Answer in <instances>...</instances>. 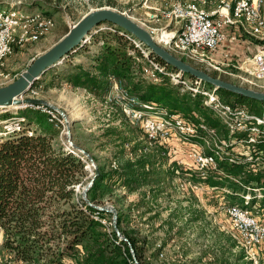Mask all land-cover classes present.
Returning a JSON list of instances; mask_svg holds the SVG:
<instances>
[{
	"label": "trees",
	"instance_id": "16d2710c",
	"mask_svg": "<svg viewBox=\"0 0 264 264\" xmlns=\"http://www.w3.org/2000/svg\"><path fill=\"white\" fill-rule=\"evenodd\" d=\"M113 28L114 31L100 29L90 33L88 41L101 42L100 50L90 57L92 63L87 69L80 63H70L71 71L63 75L65 81L93 95H101L108 91L111 79L124 80L130 94L141 101L156 103L195 125L202 123L207 129H213L214 135L198 127L197 136L191 138L195 143H209L204 149L206 154H213L217 149L221 155V158L216 156L215 168L209 169L204 177L189 171L195 183L203 182L221 191L230 204L250 211L257 204L263 209L264 122L256 124L259 131L253 134L254 142H248L250 132L230 129L204 105L201 94L191 90L179 94L180 84L171 83L166 75L159 83L147 80L141 73L146 58L121 28ZM84 43L79 46L82 51L87 49ZM155 60L171 70L158 57ZM217 92L224 103L242 107L264 120V101L224 89ZM18 111V117L25 119L19 121L20 126H25L0 138V264H143L140 261L143 239L128 231H124V239L118 238L114 230L108 232L95 218L96 214L105 216L106 211L94 204L112 191L116 183L128 187L130 192L147 184L151 173L157 174V157L167 150L147 139L140 129L146 143L141 147L138 143L133 145L135 159L114 168L110 161L103 160L84 198L78 186L87 170L74 152L54 144L59 133L57 120L41 108L25 107ZM124 140L130 142V139ZM222 141L227 144L222 145ZM147 144L153 148L152 154L145 151ZM237 144L244 145L248 155L235 153L232 148ZM122 220L123 215L118 214L116 227ZM233 256L220 258L218 262L253 264L243 247Z\"/></svg>",
	"mask_w": 264,
	"mask_h": 264
},
{
	"label": "rangeland",
	"instance_id": "374dc122",
	"mask_svg": "<svg viewBox=\"0 0 264 264\" xmlns=\"http://www.w3.org/2000/svg\"><path fill=\"white\" fill-rule=\"evenodd\" d=\"M43 1L45 2L0 0V9H7L12 5L21 8L23 14L47 16L53 22L38 40L12 46L10 53L0 62V87L17 78L35 57L58 41L89 10L109 7L127 14L144 28L147 25H166L165 29L155 32L156 40L157 35L177 27L173 20L160 18L153 22L148 15L172 0ZM24 25H27V22H22L16 32L20 33ZM113 27L117 26L102 22L99 28L114 31ZM85 43L86 51L79 47L75 52L64 56L34 80L23 95L39 101L26 107H47L54 113L59 124V133L53 140L54 144L74 152L84 163L87 171L78 186L79 191L91 186L96 168L103 164V160L110 161L111 168H114L115 165L135 159L131 151L133 145L138 143L141 147L146 143L145 137L139 132L140 128L128 120L124 107H121L125 97L130 95L124 80L111 79L107 92L93 95L83 88L69 85L63 78L64 74L71 71L70 63H80L84 68H89L92 63L90 57L100 50L99 45L102 44L89 41ZM250 44H253L251 48ZM261 46H264V39H255L242 33L237 35V39L224 40L212 57L214 61L228 64L226 70L229 74H219L214 69L195 63L185 56L179 58L215 76L264 91V78L244 74L240 66L243 57L252 54ZM184 91L177 88L179 94ZM19 109L22 108L0 107V138L12 131L8 130V127L13 121H25L24 118L18 117ZM5 113L8 116H5ZM23 126L25 125L20 128ZM125 138L130 139V142L125 141ZM147 146L148 150L145 151L152 154L153 148L148 144ZM194 148L191 143L181 138L171 140L166 154L157 157V174L151 173L147 184L130 192L128 187H120L116 183L112 191L94 204L97 209L106 211L105 216L96 214L95 217L100 219L108 232L114 230L117 236L124 239V231H128L143 239L140 260L143 264H219L220 258H232L242 247L239 235L232 227L226 212L230 202L221 191L211 189L204 183L196 189L191 186L195 181L189 171H198L194 167L192 157L188 155V151ZM245 149L247 148L240 144L232 148L235 153L240 154H245ZM140 152L143 150H138V153ZM251 211L264 223V208L259 209L255 204ZM118 214L123 215V220L116 227ZM248 255L247 258L252 259L253 264H264V246L257 253Z\"/></svg>",
	"mask_w": 264,
	"mask_h": 264
},
{
	"label": "built area",
	"instance_id": "2783aa9c",
	"mask_svg": "<svg viewBox=\"0 0 264 264\" xmlns=\"http://www.w3.org/2000/svg\"><path fill=\"white\" fill-rule=\"evenodd\" d=\"M148 15L153 22L167 18L177 24V27L167 29L166 35L160 37V41L155 39V32L165 29L166 25L145 27L159 45L178 55L177 57L185 56L195 63L214 69L219 74L230 73L226 70L228 64L214 61L212 57L224 40L237 39V35L241 33L255 39H264V0H172L165 2L164 7L157 8ZM22 22H27V25L22 26L23 30L18 33L17 27ZM52 24V19L47 16H29L23 14L21 8L12 5L7 9H0V62L10 53L13 45L38 40ZM99 27L100 25L92 32L100 30ZM126 35L146 58L141 68L144 78L156 82L166 75L171 83H179L180 89L201 94L204 105L211 108L222 122L232 130H248L250 135L247 141L254 142L253 134L259 131L256 124L263 123L262 118L249 114L242 107H233L224 103L216 87H208L204 82L182 74L177 69L168 70L164 64L155 60L154 55L150 56L149 50L135 37ZM89 38L90 35L85 41ZM240 66L244 74L259 79L264 78V46L243 57ZM121 107H124V114L128 120L136 124L147 139L165 149L174 139L181 138L191 143L195 148L190 149L188 155L192 157L194 167L198 170L195 172H198L197 175L200 177H204L209 169L215 168L217 155V158H221L217 149L213 154L204 152L205 146H209L207 141L203 145L191 140L192 137L197 136L198 127L206 129L212 135L215 134L213 129H207L204 124L195 125L180 114L169 112L153 102H143L131 94L125 97ZM42 109L56 118L49 108L42 107ZM19 126L18 121H13L8 130ZM221 144L227 143L222 141ZM245 154L248 155V151H245ZM201 183L203 182H194L191 186L196 189ZM226 212L232 227L239 235L246 256L257 253L264 246V223H261L250 210L238 204H228ZM118 237L123 239L121 236Z\"/></svg>",
	"mask_w": 264,
	"mask_h": 264
},
{
	"label": "water",
	"instance_id": "95a60500",
	"mask_svg": "<svg viewBox=\"0 0 264 264\" xmlns=\"http://www.w3.org/2000/svg\"><path fill=\"white\" fill-rule=\"evenodd\" d=\"M102 22H108L122 29L123 33L130 34L142 43L149 52L161 59L166 65L179 70L195 80L204 82L217 89H224L235 94L264 101V91L246 87L220 76L212 75L202 68H198L169 52L165 47L159 45L154 37L131 19L127 14L109 7H100L89 10L67 32L43 53L35 57L26 69L10 83L0 87V107L20 106L23 108L39 102L28 97H23L31 84L49 67L58 63L73 49L79 47L90 33ZM40 105L50 106L47 103ZM83 189V197L86 198Z\"/></svg>",
	"mask_w": 264,
	"mask_h": 264
},
{
	"label": "bare ground",
	"instance_id": "6f19581e",
	"mask_svg": "<svg viewBox=\"0 0 264 264\" xmlns=\"http://www.w3.org/2000/svg\"><path fill=\"white\" fill-rule=\"evenodd\" d=\"M166 35V33H162V34H160V35H157L158 37H157V41H160L161 39H160V37L161 38H163L164 36ZM156 39V38H155ZM14 107H20V106H14Z\"/></svg>",
	"mask_w": 264,
	"mask_h": 264
},
{
	"label": "crops",
	"instance_id": "0c3cea01",
	"mask_svg": "<svg viewBox=\"0 0 264 264\" xmlns=\"http://www.w3.org/2000/svg\"><path fill=\"white\" fill-rule=\"evenodd\" d=\"M249 46H250L249 48H251V46H253V44H250Z\"/></svg>",
	"mask_w": 264,
	"mask_h": 264
}]
</instances>
